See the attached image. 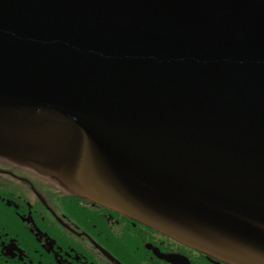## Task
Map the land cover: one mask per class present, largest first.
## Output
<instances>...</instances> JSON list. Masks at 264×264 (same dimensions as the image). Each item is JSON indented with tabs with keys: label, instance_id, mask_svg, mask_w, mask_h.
<instances>
[{
	"label": "water",
	"instance_id": "95a60500",
	"mask_svg": "<svg viewBox=\"0 0 264 264\" xmlns=\"http://www.w3.org/2000/svg\"><path fill=\"white\" fill-rule=\"evenodd\" d=\"M0 155L264 264V0H0Z\"/></svg>",
	"mask_w": 264,
	"mask_h": 264
},
{
	"label": "flooded vegetation",
	"instance_id": "af4514ba",
	"mask_svg": "<svg viewBox=\"0 0 264 264\" xmlns=\"http://www.w3.org/2000/svg\"><path fill=\"white\" fill-rule=\"evenodd\" d=\"M182 243L0 158V264H173L154 247L184 254L179 264H233Z\"/></svg>",
	"mask_w": 264,
	"mask_h": 264
}]
</instances>
